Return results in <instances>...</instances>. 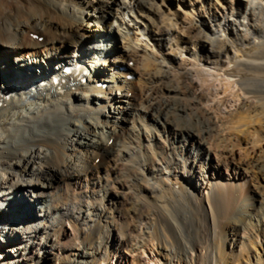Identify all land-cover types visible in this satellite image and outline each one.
<instances>
[{"label":"bare ground","instance_id":"6f19581e","mask_svg":"<svg viewBox=\"0 0 264 264\" xmlns=\"http://www.w3.org/2000/svg\"><path fill=\"white\" fill-rule=\"evenodd\" d=\"M203 105L264 139V0H0V264H227L219 233L239 252L264 236V163L243 194ZM69 222L95 242L61 247Z\"/></svg>","mask_w":264,"mask_h":264},{"label":"rangeland","instance_id":"374dc122","mask_svg":"<svg viewBox=\"0 0 264 264\" xmlns=\"http://www.w3.org/2000/svg\"><path fill=\"white\" fill-rule=\"evenodd\" d=\"M225 3L230 4V0H224V4ZM175 9H176V4L172 3V10L175 11ZM127 19H130V18H126V20ZM131 34L133 35L134 31L133 32L131 31ZM138 39L143 40V39H145V37H143V38L138 37ZM58 40H61V37H59ZM68 48L70 49L71 47H68ZM134 63H136L135 64L136 67H138L139 65H140L139 67H141V64L139 62L138 63L134 62ZM132 69L133 68L130 69L131 72L129 74L134 73L137 76L136 72ZM133 78H135V77H133ZM134 81L136 82V80H134ZM200 83H201L203 90H205L206 88L208 89L209 87H213L212 82L208 78L204 79L203 77H201ZM230 91L227 89L226 96L227 97H235V96H233L232 91L231 92ZM228 92H230V93H228ZM2 98H4V97H2ZM172 103H175V102H172ZM172 103H171V105H169L171 109L169 107L165 108V106L164 107L159 106V104H157L156 107H160V108L162 107L161 110H164V112L168 110L167 112L170 113L171 111L176 110L177 114L182 113L180 107H182L181 105H184V102H182V104L181 103L180 104L175 103V105L174 104L172 105ZM203 106L205 107L206 105H203ZM173 107H175V108H173ZM215 108H216L215 106H206L205 107V109H208L206 111L210 112L209 116L216 118V125H215V123H214L215 126H212L213 124H211V127L216 129V131H215L216 134L213 133L210 136V138L208 137V139H207L208 143L207 144L209 147L210 146L212 147L211 150L213 151L212 153H214V154L217 153V154H224V155H230L231 154V156L234 155L235 161H238V162L240 161L241 163H243L244 167L249 171V173L246 174L247 175V177H246L247 182H246V187L244 188L245 190L243 189L244 190L243 194H244L247 190L254 189V186H256L260 183L261 175L259 173H257L252 166L254 165L253 163L255 162V160L256 161L258 160V161L264 163V139H262L258 135H255V136L249 138V137H247L244 130L240 129L241 125H244L245 123L249 124V122L246 118V113H236L235 114L234 110L229 109L230 112L233 111L230 113L231 115H229L227 113H223L221 110L219 111L218 108H216V109ZM193 111H192V114H193ZM196 112H198V111H196ZM191 116L192 115H190L188 118V116L186 117V115H185V117L183 116L180 118L181 120H177V123L179 122L180 125H189L193 119V116H192V118H191ZM228 116H230V117H228ZM239 116L242 117L243 119L242 120L238 119ZM217 118H219V119L217 120ZM244 118H246V119H244ZM182 120L184 123L182 122ZM217 121H218V123H217ZM239 121H243L244 124L242 122H239ZM239 124H241L240 127H238ZM218 137L221 139H219ZM163 149H165L164 144H162L161 146L156 148V151L157 152H164ZM217 154H215V155H217ZM241 194H242V192H241ZM21 202H22L21 205H19V206L16 205L15 207L11 208V210H13L12 212L14 213V215H17V216L20 215V216H22V218L26 217L29 220L32 219L33 215H35V217H36L37 212L35 210L34 205H30V204L26 205L23 201H21ZM19 211H21V212H19ZM29 215H30V217H29ZM236 219L235 218L234 219L229 218V217L227 218V220H225V218H224V220L220 219V226H221L220 229H222L223 231H229L230 232L231 228H228V226L230 225V223L232 221L236 222ZM239 219H241V218H239ZM241 221H243V220L241 219ZM227 224H228V226H227ZM65 226H66V232H68L70 234L68 235V237L65 236L62 239H60L61 247H63L64 249H66L68 247L70 249L77 248L78 246H76V245H80L81 243L86 244L87 242L88 243H94L95 242V240L91 238V236L93 235L92 233H90L91 231H88L87 234L81 235V234L75 233L76 231L74 232V230H73L74 228H73V226H71L70 222L66 223ZM94 231H96V230H94ZM252 231H253L252 229H249L246 231L248 233V235H250V236L253 235V237H250V239L246 240L247 248L244 249V251H242V252H239L240 249H239L238 244H237V246L232 247L230 245V243H228V242H221L220 239H221L222 233H219V235H217V237L215 239V244H216V246H219V250L221 251V256H222V258L226 259L227 264H246V262H248L249 260H252V263H254L255 260H253V257L255 256V254H258L260 246H261L260 244L264 243V236L260 232H255L256 233L255 234V233H252ZM94 233H96V232H94ZM238 234L240 236V235L244 234V232H241L239 230ZM76 237H77V239H76ZM86 238L87 239L90 238L91 241L90 240L86 241ZM230 239L231 238H229V240ZM102 240H103L102 238L96 240V244H97V241L100 242ZM104 241H105V236H104ZM72 244H74L75 247ZM145 254L149 255V258H152L149 251L145 252ZM107 263L108 264H114L113 260H111L109 256L107 259H105L103 261V263L101 260H98L96 262V264H107ZM42 264H68V263L62 259L59 262L56 261L55 263L48 260ZM145 264H166V262L163 258H158V260L153 259V260H151V262H146Z\"/></svg>","mask_w":264,"mask_h":264}]
</instances>
